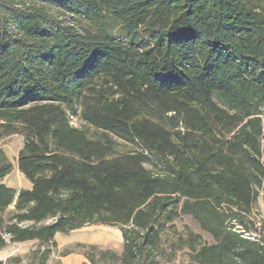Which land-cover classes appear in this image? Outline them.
<instances>
[{
    "label": "trees",
    "instance_id": "16d2710c",
    "mask_svg": "<svg viewBox=\"0 0 264 264\" xmlns=\"http://www.w3.org/2000/svg\"><path fill=\"white\" fill-rule=\"evenodd\" d=\"M71 119L91 124L89 136ZM0 248L116 227L89 264H264V0H0ZM115 138L137 148L120 151ZM190 217L211 241L163 233ZM262 224L264 221L262 220ZM0 264H21L9 256Z\"/></svg>",
    "mask_w": 264,
    "mask_h": 264
},
{
    "label": "rangeland",
    "instance_id": "374dc122",
    "mask_svg": "<svg viewBox=\"0 0 264 264\" xmlns=\"http://www.w3.org/2000/svg\"><path fill=\"white\" fill-rule=\"evenodd\" d=\"M261 0H250L253 4ZM71 123L76 127H80L89 136H101L102 132L96 129L91 124H87L77 119H71ZM117 146L120 151H130L137 148L136 145L125 142L120 138H115ZM22 138L20 135L5 136L0 138V149L3 150L7 160L13 164V169L8 173L2 182L15 190L20 188H28L30 184L28 180L18 172L16 166V156L20 149ZM252 219L255 220V225L261 227L264 233V194L260 193L257 196L256 203L253 208ZM188 231H193L201 235L202 239L206 242L211 241L210 236L203 232L196 222L190 217H182L174 222L173 228H168L167 232L163 233V246L169 255V244L176 242L178 235L186 236ZM56 247L51 251L46 264H89L80 253L84 244H96L101 248H111L120 253L122 249V236L121 232L112 226L104 225H88L78 228L77 230L70 231L68 234H56L54 236ZM37 248L41 246L37 242L26 241L22 243H8L7 246L0 248V260H6L9 256H19L21 264L28 262ZM187 247L178 248L170 255L172 261L169 262L166 258L161 260V264H191L187 256Z\"/></svg>",
    "mask_w": 264,
    "mask_h": 264
}]
</instances>
